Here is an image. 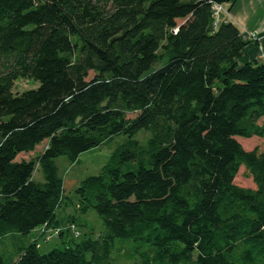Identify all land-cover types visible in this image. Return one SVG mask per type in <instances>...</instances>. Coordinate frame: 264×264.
Returning <instances> with one entry per match:
<instances>
[{"label": "trees", "instance_id": "trees-1", "mask_svg": "<svg viewBox=\"0 0 264 264\" xmlns=\"http://www.w3.org/2000/svg\"><path fill=\"white\" fill-rule=\"evenodd\" d=\"M234 1L0 0V240L35 231L0 264H113L116 238L150 247L131 264H264V151L235 138L264 136V55L245 52L264 32L214 26ZM18 78L39 84L14 93ZM121 135L75 188L103 225L84 235L58 215L55 159ZM240 166L255 188L233 182Z\"/></svg>", "mask_w": 264, "mask_h": 264}, {"label": "rangeland", "instance_id": "rangeland-1", "mask_svg": "<svg viewBox=\"0 0 264 264\" xmlns=\"http://www.w3.org/2000/svg\"><path fill=\"white\" fill-rule=\"evenodd\" d=\"M235 0L234 2H237ZM233 2V3H234ZM231 4V2H226ZM232 3V4H233ZM223 8V7H222ZM254 34L255 33H248ZM38 82L33 80H27L18 78L14 81L12 91L14 93H21L25 90L35 88L38 86ZM132 113H128L127 117H132ZM148 137V132L140 131L133 138L144 144ZM236 140L241 144L243 149L249 151L257 149L259 152L264 151V136L257 137L252 136L250 138L235 137ZM125 139L124 136H115L112 141L107 144L101 145L97 148H93L84 151L79 154L78 161L70 163L64 156H59L55 159L58 167L59 174L63 178L64 185V201L65 205L58 211V215L61 214L65 218L68 214L75 216L74 224L76 228L81 231L82 234L92 236L96 238L98 234L103 230L102 220L93 209H89L86 213L82 214L75 210L74 204L76 203L77 197L75 194V188L79 185L80 181L89 175L97 174L102 166L107 162L109 155L114 148ZM45 145L43 142L39 144L33 154L24 155L25 158L31 157L38 151H40ZM22 157V156H21ZM37 177L42 179L41 173L37 172ZM233 182L245 188H255V184L249 171L244 167L240 166L237 171ZM66 222L63 224V230L66 231ZM72 230H69V235L72 234ZM35 235V231H32L26 236H22L19 240L12 239L11 237L2 238L0 240V255L4 261L12 262L16 258L17 247L26 244L29 239ZM41 247L39 251L45 253L55 245H60V241L51 237L46 242L43 241V237L39 240ZM115 249L113 250V264H131L140 260V252L149 251V246L146 243L135 241L132 239L116 238L114 240Z\"/></svg>", "mask_w": 264, "mask_h": 264}, {"label": "crops", "instance_id": "crops-1", "mask_svg": "<svg viewBox=\"0 0 264 264\" xmlns=\"http://www.w3.org/2000/svg\"><path fill=\"white\" fill-rule=\"evenodd\" d=\"M220 19L234 24L244 33L264 32V0H238L233 4L222 3ZM249 58H258L264 54V35L258 38L257 44L245 48Z\"/></svg>", "mask_w": 264, "mask_h": 264}, {"label": "built area", "instance_id": "built-area-1", "mask_svg": "<svg viewBox=\"0 0 264 264\" xmlns=\"http://www.w3.org/2000/svg\"><path fill=\"white\" fill-rule=\"evenodd\" d=\"M212 8H213V14H214V23L213 24H214V26H217L223 20V19L221 20L219 17V14L222 11V3L221 4H213ZM247 37H248V39H253V38H255V35L254 34H247ZM263 55L264 54L260 55L258 58L259 59L263 58ZM57 232H58V229H52L51 231H49L46 238L49 239V238L53 237ZM75 234H78V232H75Z\"/></svg>", "mask_w": 264, "mask_h": 264}]
</instances>
